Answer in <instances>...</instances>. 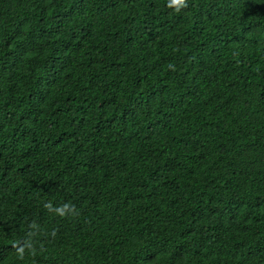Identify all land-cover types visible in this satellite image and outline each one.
I'll use <instances>...</instances> for the list:
<instances>
[{
  "label": "trees",
  "instance_id": "obj_1",
  "mask_svg": "<svg viewBox=\"0 0 264 264\" xmlns=\"http://www.w3.org/2000/svg\"><path fill=\"white\" fill-rule=\"evenodd\" d=\"M0 264H264V0H0Z\"/></svg>",
  "mask_w": 264,
  "mask_h": 264
},
{
  "label": "clouds",
  "instance_id": "obj_2",
  "mask_svg": "<svg viewBox=\"0 0 264 264\" xmlns=\"http://www.w3.org/2000/svg\"><path fill=\"white\" fill-rule=\"evenodd\" d=\"M176 7V10L179 11L181 7H186L187 6V0H168V7ZM45 208L49 209L50 211H55L57 214L60 216H66L69 211L73 213V215L77 214L75 212L74 206H70L68 204H64L60 207L53 208V205L49 202L46 203ZM33 228L36 227L35 223L32 225ZM30 236L33 235V233L29 234ZM55 235V232H53V236ZM14 247H17V254L20 259H23L25 256V251L26 249L29 251V253L32 256L36 255V248L33 246L32 241L29 239L26 241L23 245H14Z\"/></svg>",
  "mask_w": 264,
  "mask_h": 264
}]
</instances>
